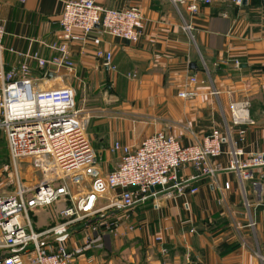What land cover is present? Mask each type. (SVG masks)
<instances>
[{"label": "crops", "instance_id": "1", "mask_svg": "<svg viewBox=\"0 0 264 264\" xmlns=\"http://www.w3.org/2000/svg\"><path fill=\"white\" fill-rule=\"evenodd\" d=\"M67 1L0 0V22L7 31L5 71L17 70L31 54L53 55L48 46L60 30ZM95 1L110 9H139V39L126 42L96 30L93 36L113 54L116 69L106 70L91 41L74 43V68L59 70L55 80L40 82L42 87L106 80L110 104L102 110V141L107 156L117 161L119 155L111 152L116 142L136 148L159 132L189 145L217 130L224 142L214 178L193 179L197 173L191 167L181 170L196 194H160L125 214L116 235L73 228L74 264H264V195L259 200L253 183H242L229 170L233 148L243 149L246 157L264 151V0L242 6L216 0L197 13L176 8L171 0ZM31 69L32 78L41 76L36 62ZM54 70L48 66V72ZM190 75L201 82L194 101L179 97ZM243 102L249 103V121L237 125L232 106ZM116 165L105 172L101 168L109 173ZM228 182L230 189H225ZM43 228L36 231L47 225Z\"/></svg>", "mask_w": 264, "mask_h": 264}, {"label": "built area", "instance_id": "2", "mask_svg": "<svg viewBox=\"0 0 264 264\" xmlns=\"http://www.w3.org/2000/svg\"><path fill=\"white\" fill-rule=\"evenodd\" d=\"M171 1L176 8L184 6L197 13L200 6L216 0ZM246 1L231 0L236 6ZM142 19L137 8L110 9L95 0L67 1L59 20L60 30L48 46L53 55L42 58L38 53L31 54L11 71L3 66L7 31L0 22V131L7 136L12 159L30 161L42 176L32 187H21L13 195L0 197V264H74L75 253L70 249L73 228L81 226L116 235L125 214L160 194L165 198L182 196L188 190L196 194L198 189L189 188L188 180L181 177L184 168L196 171L193 179L214 178L220 170L214 162L223 154L224 137L216 130L189 145L165 132L149 136L136 148L116 142L111 152L119 155L118 163L113 171L104 173L86 133L75 89L70 85L42 87L40 82L55 80L59 70L74 68L70 56V45L74 43L85 46L91 41L94 55L115 70L113 54L102 50L101 38L93 35L99 30L135 42L140 37L137 26ZM31 62L43 70L39 78H32ZM50 65L56 69L52 79L47 78ZM200 84L196 75H190L179 97L196 100ZM213 94L218 92L214 90ZM248 108V102L233 104L235 124L249 121ZM230 156L229 170L237 172L242 183L252 182L262 200L264 151L246 157L243 149L233 148ZM225 189H230L229 182ZM60 203L65 204L59 212L60 222L41 232L34 230L30 213Z\"/></svg>", "mask_w": 264, "mask_h": 264}, {"label": "rangeland", "instance_id": "3", "mask_svg": "<svg viewBox=\"0 0 264 264\" xmlns=\"http://www.w3.org/2000/svg\"><path fill=\"white\" fill-rule=\"evenodd\" d=\"M107 84L106 80L94 83H68L76 91L77 106L81 110L86 133L96 151L98 162L104 167V172L111 168V164L116 165L118 162L114 156H107V147L102 141L104 139L102 110L105 105L110 104L106 103L109 100ZM54 86L56 85H47L49 88ZM41 178V173L33 168L30 161L16 162L12 159L7 136L5 132L0 131V197L13 195L21 187H32ZM64 205V203L54 204L31 212L30 219L35 230H42L46 225L49 228L58 224L60 222L59 212Z\"/></svg>", "mask_w": 264, "mask_h": 264}, {"label": "water", "instance_id": "4", "mask_svg": "<svg viewBox=\"0 0 264 264\" xmlns=\"http://www.w3.org/2000/svg\"><path fill=\"white\" fill-rule=\"evenodd\" d=\"M106 70H107V71L109 70V67H108V66H106ZM54 76H55V73L52 72V71L48 72V74H47V78H48V79H52ZM45 186H48L47 181H45ZM39 189H40V186L37 185V190H39ZM152 191H154V189H152Z\"/></svg>", "mask_w": 264, "mask_h": 264}, {"label": "bare ground", "instance_id": "5", "mask_svg": "<svg viewBox=\"0 0 264 264\" xmlns=\"http://www.w3.org/2000/svg\"><path fill=\"white\" fill-rule=\"evenodd\" d=\"M53 81V80H52ZM48 82H50V80L49 81H47V83L46 84H48Z\"/></svg>", "mask_w": 264, "mask_h": 264}]
</instances>
